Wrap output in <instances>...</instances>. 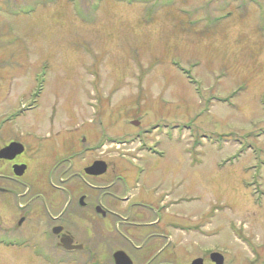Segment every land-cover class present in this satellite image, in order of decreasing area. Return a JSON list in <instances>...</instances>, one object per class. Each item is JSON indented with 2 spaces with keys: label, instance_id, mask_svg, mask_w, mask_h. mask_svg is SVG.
I'll list each match as a JSON object with an SVG mask.
<instances>
[{
  "label": "rangeland",
  "instance_id": "rangeland-1",
  "mask_svg": "<svg viewBox=\"0 0 264 264\" xmlns=\"http://www.w3.org/2000/svg\"><path fill=\"white\" fill-rule=\"evenodd\" d=\"M2 65L0 110L26 113L20 122L37 129L42 154L63 147L37 161L39 187H66L57 180H79L73 172L101 158L108 193L97 198L110 216L94 215L89 198L90 208L71 209L70 231L93 254L80 258L55 248L49 229L23 240L33 225L15 228L10 202L0 236L12 240L0 247V264H110L118 251L128 258L145 236L165 233L157 226L141 235L116 206L120 195L163 198L164 190L178 203L166 218L184 227L169 230L180 242L173 262L210 249L225 264L264 257V0H0ZM70 144L89 153L65 160ZM143 219L151 221L146 212ZM39 242L52 254L42 247L35 257ZM164 242L154 236L145 247Z\"/></svg>",
  "mask_w": 264,
  "mask_h": 264
},
{
  "label": "flooded vegetation",
  "instance_id": "flooded-vegetation-1",
  "mask_svg": "<svg viewBox=\"0 0 264 264\" xmlns=\"http://www.w3.org/2000/svg\"><path fill=\"white\" fill-rule=\"evenodd\" d=\"M0 71L5 72L6 66H0ZM2 77V76H1ZM31 111V108L30 110ZM26 112V111H25ZM26 113L21 114L19 116L12 117L10 111L0 110V217H6L4 212V206H7L10 202L15 201V206L12 205L13 208H17L15 211H10L12 215L17 216H10L13 219L17 217V220L14 224V227L17 229H22L20 226H27L30 222L33 225L29 228V232L27 234V238L23 240H28V242L35 241L37 238L44 236V231L49 229V236L55 240V248L61 249L64 255H72V256H79L83 258V256H87L88 258L91 257L93 254L91 252H84L85 248L82 244H79L75 241V236L70 231L68 226V222L74 216V213L71 209L75 207L82 208L84 210L85 206L90 208V205L87 203V199L89 198L92 201V208L94 215H99L100 218H106L110 216L108 211H104L106 205L104 206L97 195L103 192H107V187H103L100 183L105 184L106 182L103 179V173L99 176H92L87 175L84 170L89 168L94 162H104L105 160L97 159L92 161L91 163L85 165L81 168L80 171L73 172L74 177H78L82 180L73 179L71 176L67 178L65 181L57 180L62 184H67L66 187H58L57 185L53 186L50 185V189L48 191H43L38 183L37 177L42 171L43 166L39 165L37 161L44 158H51L50 156L55 157L58 156V151H63L62 146H54L52 152L44 151L43 153L41 145L37 144V129H25L24 125L20 122L25 116ZM13 123V125H12ZM11 127H15V131L10 130ZM29 141V142H27ZM85 139H81L80 143H84ZM75 145L70 144L68 147V159L71 158H79L84 154H88L90 148L81 147L80 150L73 152V147ZM93 148V147H92ZM101 146H99V149ZM9 149V151H8ZM40 150V154H38L37 150ZM96 150V149H95ZM61 164V162H57L54 170ZM23 169V172L19 171ZM63 173V171H62ZM51 175V174H50ZM29 177V178H27ZM88 179V180H86ZM120 177H115V180H119ZM124 179V178H123ZM32 180V186L27 187L30 181ZM99 180L98 185H91L90 181ZM125 180V179H124ZM120 187L123 185V181L119 180ZM79 183H83L86 187L84 190V186L78 185ZM137 186H140L139 180L136 179L135 181ZM112 185V184H111ZM106 186V185H105ZM86 191V192H85ZM84 193V194H82ZM108 193V192H107ZM74 194H81L78 200L75 202V195ZM100 194L99 196H101ZM61 195L66 196V200L63 202L64 209L60 212L52 216L49 211L53 207V202L60 201ZM85 195V196H84ZM59 197V198H58ZM119 204L116 205L117 207L122 206L124 211L122 214H126L127 217H132L136 223L132 225L136 227L140 232L141 235L144 236V230L153 229L157 226H161L163 235H154L150 234L145 236V239L141 242V246H133L137 253H133L132 255L127 254L132 264H179L176 260L175 262L172 261L170 258V254L172 249H176L177 243L180 242L175 241L172 234H170V228L174 229L175 232L181 233L184 229L181 222H177V220H173L171 223L170 220L166 218L165 212L169 209V207H176L178 206L177 202H171V195L164 190V196H153L149 194H135L130 195L129 193H122L120 195ZM2 199L4 203H2ZM94 199V200H93ZM61 202V201H60ZM51 207H49V205ZM88 205V206H87ZM115 206V207H116ZM9 207V205H8ZM104 207V208H103ZM9 209V208H8ZM67 217H63L66 210H68ZM133 211V215L131 214ZM148 213L150 215L151 221H144V213ZM87 218L92 219L89 213L85 212ZM92 215V214H91ZM83 216V215H82ZM93 216V215H92ZM113 216V215H112ZM153 217V219H152ZM13 219H9L8 223L13 222ZM126 219V218H125ZM34 220V221H33ZM122 218L119 222H115V226L118 223H123ZM45 221V228L40 226ZM85 221V220H82ZM42 222V223H41ZM39 223L38 225H35ZM129 225V224H128ZM131 225V224H130ZM21 226V227H22ZM37 226V227H36ZM146 228V229H145ZM3 230V228H2ZM27 230V228H26ZM137 230V231H138ZM192 230V229H190ZM24 232V230H23ZM1 233V228H0ZM12 233V232H11ZM26 233V232H25ZM156 236L159 239L165 240L163 245L160 247L157 245L150 246L147 245L145 247L146 242L152 237ZM51 239V240H52ZM12 240L10 236H0V247H4L7 242ZM70 241L71 247H79L70 251L65 250L61 247V241ZM174 240V241H173ZM11 242V241H10ZM22 242V241H21ZM42 244V241H40ZM39 243H35L32 251L30 252L35 255V257H42L44 252L42 251V247L45 249H52L50 243H45L44 245H40ZM47 242V241H46ZM10 244V243H9ZM196 244V243H195ZM195 246H199L196 244ZM10 247V245H9ZM182 247V246H180ZM51 251V250H50ZM215 251V250H214ZM211 249L205 253H198L197 256L190 259L187 264H190L194 260L200 259L202 260V264H213L210 261V254L212 252ZM185 254V252L183 251ZM52 254V251H51ZM125 254V253H124ZM254 256V261L256 264L257 260H261L263 257L262 253H252ZM257 258V259H256ZM240 264H247L245 260H241ZM110 264H114L112 255L108 261ZM225 259L223 260V264H225ZM228 264H236L235 260L230 259Z\"/></svg>",
  "mask_w": 264,
  "mask_h": 264
},
{
  "label": "water",
  "instance_id": "water-1",
  "mask_svg": "<svg viewBox=\"0 0 264 264\" xmlns=\"http://www.w3.org/2000/svg\"><path fill=\"white\" fill-rule=\"evenodd\" d=\"M134 125H138L137 122H133ZM9 151V149H8ZM106 170V165L103 162H95L93 163L89 168L85 169L84 172L87 175H92V176H99L103 174ZM23 172V169L21 168L19 171ZM62 247L66 250H73L79 247H71L70 246V241H61ZM114 264H130L129 259L126 257V255L122 252H116L114 256H112ZM211 261L214 262L215 264H222V257L218 254H212L211 255ZM201 260H196L193 261L191 264H201Z\"/></svg>",
  "mask_w": 264,
  "mask_h": 264
}]
</instances>
